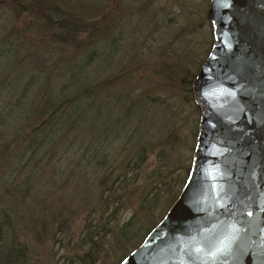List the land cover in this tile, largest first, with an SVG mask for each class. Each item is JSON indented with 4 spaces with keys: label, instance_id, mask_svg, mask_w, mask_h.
Masks as SVG:
<instances>
[{
    "label": "trees",
    "instance_id": "trees-1",
    "mask_svg": "<svg viewBox=\"0 0 264 264\" xmlns=\"http://www.w3.org/2000/svg\"><path fill=\"white\" fill-rule=\"evenodd\" d=\"M104 1L0 0V264H112L111 250L124 251L144 216L152 219L145 238L189 176L183 154L171 169L184 176L168 181L159 171L178 150V134L168 129L174 144L155 155L150 124L143 129L140 120L129 133L121 113L110 114L112 126L107 121L116 87L133 89L140 69L135 57L119 56L106 68L104 46L119 53L121 34L106 39ZM125 95L115 102L123 110L128 104V113L136 100ZM108 136L116 149L104 146ZM144 167L151 170L142 176ZM139 183L148 189L139 214L115 231L126 201L139 198Z\"/></svg>",
    "mask_w": 264,
    "mask_h": 264
},
{
    "label": "water",
    "instance_id": "water-1",
    "mask_svg": "<svg viewBox=\"0 0 264 264\" xmlns=\"http://www.w3.org/2000/svg\"><path fill=\"white\" fill-rule=\"evenodd\" d=\"M188 179L120 264H264V0H211Z\"/></svg>",
    "mask_w": 264,
    "mask_h": 264
},
{
    "label": "rangeland",
    "instance_id": "rangeland-1",
    "mask_svg": "<svg viewBox=\"0 0 264 264\" xmlns=\"http://www.w3.org/2000/svg\"><path fill=\"white\" fill-rule=\"evenodd\" d=\"M210 2L211 0H105L103 2L108 16L106 39L112 35L121 34L119 53L111 50L110 44L104 46V53L107 55L106 68H113L119 56L121 59L125 57V60L135 57L136 67L140 69L137 74L138 78L135 79L134 90L121 85L116 87L115 92L118 99L112 98L114 101L111 100L108 105L112 108H105L107 121L110 123L112 120L110 114L115 113L118 116L121 113L119 124L126 125L129 133L134 130V124L140 120L145 124L142 126L143 129L152 130L148 127L150 124L154 127L152 133H157L156 135L154 133L152 139L153 144L159 146L153 149L155 155L157 153L163 155L160 151L162 147L170 150L173 144L177 143L178 150L173 154L169 152L171 157L167 161L162 160L163 167L159 168V171L167 176L168 181L177 175L179 178L184 176V170L179 166L174 170L171 169L181 154H183L181 159L188 156L190 165L193 160L199 131L200 108L195 103L192 85L214 42V27L207 17ZM4 19V16L0 15V31L3 29ZM34 59H37L35 54L31 56V60ZM127 92L130 94L128 103L130 100H136L133 103V109L128 113L125 112L128 104L125 110L116 107L118 100L126 99ZM154 98L158 100L157 106L150 104ZM164 123H166L165 126L162 125ZM109 125L112 126V123ZM113 127L118 133L124 131V127L114 125ZM168 129L178 134L179 139L174 143L167 136ZM113 136H108L109 140L104 144L107 149L114 150L120 145L119 142L111 144ZM154 161L153 156L147 159L150 167L154 165ZM147 168L144 167L142 176L151 170ZM178 189L179 184H176L175 190ZM146 190H148L147 184L139 183L135 194L139 196L142 191L144 193ZM140 200L139 196L132 204H127L126 201L118 223H115V231L116 224L121 225L134 214H139ZM161 219L155 221L152 227L156 226ZM78 221V219L75 221L77 229L79 228ZM151 221V218L142 217L137 226L138 230L130 236L129 245H126L124 251L118 250V245L111 250V253L113 252L110 255L112 264H120L143 242L145 228L151 224ZM114 239L113 234L112 241ZM59 253L62 254V251ZM119 259L121 260L118 261ZM107 262L110 264L109 261H106V264Z\"/></svg>",
    "mask_w": 264,
    "mask_h": 264
}]
</instances>
